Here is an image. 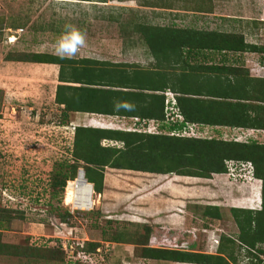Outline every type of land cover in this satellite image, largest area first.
I'll list each match as a JSON object with an SVG mask.
<instances>
[{
    "label": "rangeland",
    "instance_id": "1",
    "mask_svg": "<svg viewBox=\"0 0 264 264\" xmlns=\"http://www.w3.org/2000/svg\"><path fill=\"white\" fill-rule=\"evenodd\" d=\"M142 25L215 30L241 37L244 44L264 48V0H0V248L9 250L0 253V264H154L139 256L140 246L136 245L144 240L147 227L146 246L214 252L206 243V237L212 241V232L202 230L204 218L197 207L219 206L222 219L211 221L210 227L217 234L223 231L231 235L237 233V227L229 207H260L259 191L258 202L254 193L245 196L247 191L240 192L239 187L244 190L242 183L254 181L247 166L236 171L235 177L225 173L210 175L217 182L133 172L135 176L130 181L134 183L135 179L138 188L135 192L128 190L129 193L121 186L109 184L108 178L103 181L104 175L115 174L119 178L121 174L109 169L106 173L105 167L99 193L90 183L74 180L86 168L84 162L73 157L74 127H95L96 123L91 122L95 120L96 127L104 129L154 133L157 128L130 116L62 113L54 102L58 66L22 60L32 53L58 55L56 42L70 26L83 35L85 43L75 55L63 57L154 68L155 59L138 32ZM209 55L215 63L225 59L227 66L236 67L238 75L249 79L248 88L254 93L252 83L257 75H264V49L216 51ZM171 65L169 61L168 66L158 69L178 71ZM226 83L231 84L227 90L236 88H229L235 86L232 78ZM236 136L228 133L221 138ZM241 136L242 141L264 143L263 131L256 132L252 140ZM111 141L102 139L99 143L122 147L120 142ZM74 165L76 175L66 179L73 173ZM67 180H74V193L84 196L85 208L89 209L64 204ZM200 182L213 187L219 184L222 189L205 196L190 194L178 203L183 206L184 228L188 232L183 244H166L164 238L175 237L176 231L169 230L171 225L164 221L160 223L162 228L153 230L152 213L130 205L135 200L137 206L147 210L156 199L161 203L168 197L174 200L173 187ZM112 190H119L116 192L121 197L110 195ZM174 210L173 204L163 206L160 212L167 217ZM152 234L157 236L153 239ZM90 243L97 246L91 250ZM241 253H236L231 264H248Z\"/></svg>",
    "mask_w": 264,
    "mask_h": 264
},
{
    "label": "trees",
    "instance_id": "2",
    "mask_svg": "<svg viewBox=\"0 0 264 264\" xmlns=\"http://www.w3.org/2000/svg\"><path fill=\"white\" fill-rule=\"evenodd\" d=\"M138 32L155 59L154 68L144 69L128 63H109L105 60L86 57L73 59L49 53H32L28 55L27 59L22 60L58 66L54 102L61 107L64 114L82 112L136 116L138 120H153L157 123L158 133L74 127L73 157L84 162L86 166L84 172L78 173L74 180L91 183L94 192L99 193L104 167L210 178L212 174L227 172L226 160L249 162L252 167V177L260 182V207L258 209L229 207L230 216L237 227V233L231 235L223 231L220 232L216 253L146 246L148 227L144 232V240L136 245L140 246L139 256L151 260L194 264H229L231 261L235 262L236 253L241 251L242 259H246L248 264H263L264 143L254 140L236 142L201 136L170 135L172 131L182 130L184 122L188 119L186 112L180 109L184 115L182 122L165 121L164 97L155 93L164 91L167 87L174 88L172 83H165V72L158 69V67L168 66L169 61L172 62V69L176 67L179 69L187 66L185 57L196 56L197 52L202 49L221 53L243 50L261 52L264 49L263 46L244 44L241 37L230 36L223 32L192 27L142 25L138 27ZM219 67L230 72L237 73L238 71L236 67L224 64ZM214 68H218V66ZM255 81L251 85L254 93L250 92L247 80V82L238 84V88L237 83L235 86L229 87H236L233 88L236 89L234 92H231V89L223 88L218 95H215L217 98L229 97L250 101V103L218 102L223 105L220 112L225 110L227 114L233 116L234 122L237 123L233 126L264 130V78H256ZM256 85H259L258 90ZM176 87L177 90H182L179 82ZM113 88H126L127 90ZM145 90L152 91V93L143 92ZM230 95L234 97H230ZM161 130L164 132L159 133ZM102 139L121 142L122 147L100 146L99 142ZM78 147L81 150L80 153ZM75 175L76 166L74 165L73 173L68 177L66 175L65 178L72 179ZM72 191L73 188L70 187V193ZM201 206L197 208H201V216L204 218L202 228H211L210 226L213 227L211 221L222 219L219 206ZM89 245L91 250L97 246L96 243ZM4 251L8 252L9 250L0 248V253Z\"/></svg>",
    "mask_w": 264,
    "mask_h": 264
},
{
    "label": "crops",
    "instance_id": "3",
    "mask_svg": "<svg viewBox=\"0 0 264 264\" xmlns=\"http://www.w3.org/2000/svg\"><path fill=\"white\" fill-rule=\"evenodd\" d=\"M210 52H215V51L202 49L197 52L196 56L193 55V56L185 57V59L187 60V66L183 68H179L178 71L165 72V76H164L165 83L167 84L172 83L174 88L170 89L167 87L164 91H157L155 93L163 95L164 100L174 97V100L176 103L175 107L179 109L178 111L180 112L182 118H184L183 117L184 115L182 114L180 109L186 112L188 119L186 122H184L183 124L184 128L182 127L183 128L182 130L189 132L188 135H191L193 137L201 136V137H206V138H214V139H221V140H228V141L230 140V141H236V142H247L245 141L246 139H244L243 141L240 140V138H242L241 135H243V137L251 138L250 140H252V138H254V136L256 135V132H259V131L264 132V130L245 128L241 126H233L237 124L236 122H234L233 116L227 114V111L225 110L223 112L221 111L222 112L221 114L220 109H221V106L223 105L218 103L222 101H228L231 103H236L237 101L242 102V103H250V101L249 100H237V99L229 98V97L228 98H217L215 96V95H218L221 89H223V86L226 87V86L231 85V84L228 85L226 83L229 77L232 78L233 82L237 83V88H238V84L244 83L245 81L247 82V80L249 79L242 77L241 75H238L236 72H230L227 70L220 69L219 66L222 64L226 65V63L224 61L215 63L212 60L210 55L207 56V54H209ZM215 66H218V68H214ZM261 77H264V75H257L256 78H261ZM222 79L225 83L222 81ZM177 82L181 84L182 90L180 91L176 89ZM113 89L127 90L126 88H113ZM235 90L236 89H231V92H234ZM143 92L152 93V91H148V90H145ZM166 93H169V95H166ZM230 97H234V96L230 95ZM164 100H163V105H164ZM90 114H94V113H90ZM97 115H105V114H97ZM134 118H138V117L134 116ZM91 122L98 123L95 120H91ZM147 122L151 125L153 129L157 127V124L155 123V121L148 120ZM142 123L144 124L146 122L142 120ZM155 133H158V132L155 130ZM228 133H232L237 136L236 138H233V139L221 138L223 137V135H227ZM204 134L207 136H204ZM108 169L110 171H120L119 172L121 173L119 174L120 177L116 178L115 174H108V176L104 175L103 181L108 178L107 180L109 181V184L114 185L115 188L116 186L117 187L121 186L123 187V189H126L127 191L125 192H128V193H129L128 190H131V192H135L137 190L138 186L137 184L135 185V179H134V183L130 181V179H132L135 176L133 175L134 174L133 172L141 173L140 171H133V170H127V169H116V168H108V167H105L104 171L106 172L108 171ZM122 171H124L125 173H122ZM142 173H147V172H142ZM152 174L156 175L157 173H152ZM218 175H221V174H212V176H216V177ZM184 177L188 178V176H184ZM200 179H202L201 182H204V181L217 182L214 180V178L212 179L211 178L210 179L200 178ZM253 179L254 181L250 182V184L242 183L244 190H242V187H239L241 189L240 192L247 191V194L244 193L245 196L250 195V193L252 192V188H254L256 184L257 185L259 184V181L257 179L255 178ZM201 182L198 183V185H193V186H189V184H185L186 186L184 184H179L178 186L173 187L174 191H172V193H173V196H175L174 200L168 197L166 198L167 201L161 203L160 200L157 201V199L155 198L156 202L153 201L151 206L147 207L148 208L147 210H146V207L144 206L143 207L137 206L134 202L135 200L130 205L140 210L141 209L144 210L143 212L145 213H148V212L152 213V215L151 214L149 215H151L152 224H154L153 230H158L162 228V226H160V223L164 221L168 222L171 225L169 230L176 231L175 237L164 238L166 244L170 243V244H173L174 246L177 245V243L183 244L188 240V236L186 234L188 232L184 228L186 222L184 221V216L182 215L183 206L178 203L184 200L185 198H188L190 194L193 196L195 195L205 196L208 194H213L217 190L219 191L222 189L219 184L213 187L210 184L204 185ZM116 191H119V190H115V191L112 190L110 195H115L116 197L118 196L117 198L121 197L120 193ZM108 198H110V196ZM213 198L214 197H211V199ZM238 200L239 199L232 200V201L235 202ZM173 204L176 210L171 211L167 217H164V215L160 212V210L163 208V206L167 205V206L172 207ZM156 223H159V224L156 225ZM202 230L204 232L205 231L209 232V230H211L210 231L212 232L211 237H213L212 241H210V239L206 237L207 238L206 243L208 244V248H213L216 251L217 244L215 245L214 239H217L219 241L218 239L219 233L218 234L215 233L216 230L212 228H203ZM156 236L155 234L154 236L152 234L151 238L154 239V237ZM190 246L192 245L190 244ZM149 247H154V246H149ZM160 247L168 248V249H175V250H187L184 248L182 249L178 246H175V247L160 246ZM215 251L214 252L202 251V252L214 254L216 253ZM147 261L148 262L152 261L154 262V264H194V263H186V262H174V261L151 260V259H148ZM229 264H231V262H229Z\"/></svg>",
    "mask_w": 264,
    "mask_h": 264
},
{
    "label": "clouds",
    "instance_id": "4",
    "mask_svg": "<svg viewBox=\"0 0 264 264\" xmlns=\"http://www.w3.org/2000/svg\"><path fill=\"white\" fill-rule=\"evenodd\" d=\"M84 43H85V40H84L83 35L80 32L76 31L74 28H71L70 26H68V27H66L64 34L57 40L56 45H55V51L58 55H61V56H63V55L72 56V55L76 54L78 48L82 47L84 45ZM172 98L174 99V97H172ZM169 99H171V98H169ZM174 102H175V100H174ZM164 103H165V100H164ZM175 105H176V103L174 104V106ZM164 106H165V104H164ZM163 112H164V110H163ZM179 114H180V112H179ZM154 133H155V131H154ZM104 140H106V139H104ZM110 142H112V141L110 140ZM113 142L115 144L117 143V141H113ZM121 145H122V143H121ZM112 147L118 148L119 146L112 145ZM239 162H242V161H239ZM243 163H245L244 166H247L249 169L247 171V173L249 174V177L250 176L252 177V175H251L252 174L251 173L252 167H251L250 163L249 162H243ZM239 165H240V163H238L236 165V170L238 168H240V170L243 169L244 166L240 165L242 167H239ZM258 185H259L258 188L260 189V182ZM217 244H218V240H217Z\"/></svg>",
    "mask_w": 264,
    "mask_h": 264
},
{
    "label": "built area",
    "instance_id": "5",
    "mask_svg": "<svg viewBox=\"0 0 264 264\" xmlns=\"http://www.w3.org/2000/svg\"><path fill=\"white\" fill-rule=\"evenodd\" d=\"M164 104H165V106H164V119H165V121L172 122V123H178V122H180L182 120V117L179 114L177 108L174 106V104H175L174 99L173 98H171V99H165V103ZM170 134H175V135H188L189 132L181 130L179 132H177V131H174L173 132L172 131ZM238 163H240V165H242V166L245 165V163H243V162H237V161H233V160H226L225 161V164H226V167H227L226 174L228 176L235 177L234 175H235L236 171L240 170V168H238L236 170V165ZM214 240H215V243H217V239H214ZM263 264H264V262H263Z\"/></svg>",
    "mask_w": 264,
    "mask_h": 264
},
{
    "label": "bare ground",
    "instance_id": "6",
    "mask_svg": "<svg viewBox=\"0 0 264 264\" xmlns=\"http://www.w3.org/2000/svg\"><path fill=\"white\" fill-rule=\"evenodd\" d=\"M166 95H169L168 93H166ZM98 123H96L97 125ZM78 171V170H77ZM83 172V171H82ZM77 173V172H76ZM72 181L73 180H67V183H66V186H65V194H64V204L67 206V205H70L72 208L74 209H89V206L88 208H85L86 206V201H84V196H81L79 195V193H74L73 191L70 193V187H71V184H72ZM90 186H91V183H90ZM258 186V185H257ZM255 187L254 189H252V194L254 193L255 195V201L258 202V187ZM92 188V186H91ZM71 195V197L69 198V196ZM82 204V205H81ZM91 207V206H90Z\"/></svg>",
    "mask_w": 264,
    "mask_h": 264
},
{
    "label": "water",
    "instance_id": "7",
    "mask_svg": "<svg viewBox=\"0 0 264 264\" xmlns=\"http://www.w3.org/2000/svg\"><path fill=\"white\" fill-rule=\"evenodd\" d=\"M78 170H82V169H78ZM83 171V170H82ZM84 180H85V178H84ZM91 186H92V184H91Z\"/></svg>",
    "mask_w": 264,
    "mask_h": 264
}]
</instances>
